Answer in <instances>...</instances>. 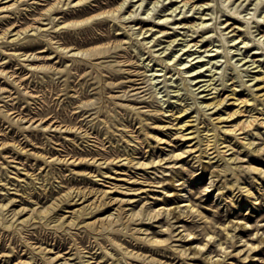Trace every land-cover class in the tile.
<instances>
[{
    "label": "rangeland",
    "instance_id": "obj_1",
    "mask_svg": "<svg viewBox=\"0 0 264 264\" xmlns=\"http://www.w3.org/2000/svg\"><path fill=\"white\" fill-rule=\"evenodd\" d=\"M55 1L19 0L17 4L20 8L15 10L13 8L17 4L9 9L2 6L8 4L10 0H0V15L10 12L6 19L0 20V31L11 26L18 19L21 21L14 23L10 30L17 24L25 26L33 23V25L41 26V31L28 30L20 37L14 38L15 29L5 38H0V70L4 69V73L0 74V142H7L4 146L0 145V187L7 198L15 197L12 207H32L37 200H39L38 205L50 204L52 196H58L59 191L63 192L67 186L74 184L95 188L99 192L105 189L107 193L102 200L110 202L94 212L92 211L95 205L94 196L85 201L83 198L78 199L77 203L75 199L69 203L60 202V205L47 215L20 223L13 232L0 229V247L4 244L2 250L16 247L20 251L14 260L17 261L18 258L25 260L32 256L33 252L24 255V241L28 238L35 241L40 239L46 240L44 245L55 247L46 255L48 256L59 249L55 243L64 238L67 246L62 250L65 251L70 248V244H73L72 251L76 252V257L72 262L76 264H93L95 260L102 264H116L113 262L114 259L123 257L122 250L126 248L148 254L151 253L150 249L156 250L158 254L155 253V255L162 256L173 264L182 262V264H188V262L264 264V241L256 250L253 249L250 252L252 256L247 260L242 258V253H237L242 246L247 248L258 235L262 234L264 237V173L252 167L264 168V123L255 121L253 128H250L252 132L248 134L226 130L230 120L236 116L240 117L239 120H249L258 116L264 121V110H262L264 79L261 77L264 70V54L260 53L264 49L252 48L247 51V47L235 48L236 42H240L244 37L249 42L247 46H254L259 40L257 38L262 36L264 27L258 29V23L253 22L252 17L256 14V18L264 20V16L261 17L264 15V6L256 5L260 0H253L252 3L250 0H236L235 4L234 0H195L200 3L207 2L200 11L206 6V12H208L206 17H212L208 24L212 26L217 24L220 26L219 30L223 28L226 32L224 36H227L230 42L223 45L219 32L210 31L205 39L199 42L204 44L201 48L204 51L193 53V56H188L192 50L185 54H183L185 50L178 51L183 44L181 43L183 39H177L167 50L162 47L167 46L169 41H163L162 44L152 48L154 54L149 56L151 54L149 47L154 41L144 44L149 37L147 40L142 37L152 31L139 35L141 24L117 16L109 15L108 22L103 26L108 28L111 34L100 39H96V35L102 32L96 23L99 18L77 21V16H65L68 23L61 26L63 17L57 19L64 15L63 11L67 10L69 5H63V9H49ZM242 1L243 4L239 6L241 11L239 16L250 17L249 25L241 21L235 22L231 18L227 20ZM139 2L130 9H124L125 14L128 15L131 10H135ZM147 2L150 0L143 1L144 6H141L136 14L150 17L159 11V15L167 16L172 11L170 9L165 13L161 11L163 7L161 1L157 9H153L155 8L153 1L146 5V8ZM164 2L165 6L172 5L171 0ZM180 3L183 4V1ZM181 8L182 13L169 16V19L173 21L185 14L197 17L201 14V12H195L196 9H191L189 3ZM100 10L102 9L93 13ZM149 12L150 14L147 15ZM155 15L151 18L157 21L158 17L156 18ZM194 21H189L188 24ZM198 21L201 20L198 19ZM229 24L232 25L229 26ZM151 25L148 24V26ZM169 25L175 26L172 23ZM234 26L242 29L232 30ZM156 28L159 26L156 25L154 29ZM166 28L168 31H174L173 28ZM175 28L184 33L188 29ZM191 31L188 32L191 33ZM38 32L41 38L50 43V47L43 43L29 49L28 54H20L24 51L21 45L37 38ZM238 33L239 38L231 41ZM50 34L53 35L52 38ZM210 34L216 36L212 37L214 43L211 46L210 42L205 43ZM177 36L185 37L182 34ZM191 38L192 36H188V39ZM87 39L90 41L87 42ZM164 39L171 38L164 37ZM108 41H114V44L120 43L117 48H112L111 56L89 58V53L83 50ZM63 42L77 44L82 50L73 54V51L67 50L68 47ZM214 45L216 46L213 47ZM217 45L220 47L222 56L213 57L217 51H207V48H216ZM228 48L232 49L229 54ZM173 53H176V56ZM200 53L201 56H199ZM245 55L247 57L242 58ZM253 57L259 58V61L252 64ZM210 59L211 62L206 63ZM247 59L250 61L243 64ZM148 62L150 66L146 67L145 64ZM84 63L86 64L84 72L87 71L89 75L81 78L77 72H80ZM257 63L262 64V67H253ZM167 64L170 68H167ZM157 68L159 70H156ZM161 68L164 70H160ZM213 70L214 72L211 73ZM255 73H258V77L252 78ZM138 77L144 80L142 87L132 89L131 80ZM210 77H215L214 81H217L215 84L219 88L224 87L221 84L223 79L227 81V86L220 91L219 96L217 91L208 93L210 86L205 90L203 88L206 85L200 86L207 81L199 82L200 79ZM234 88L237 89L235 96ZM10 92L12 96H9ZM226 95L228 97L224 106L209 108L206 114H202V111L196 107L195 101L200 105L203 102L205 105L206 102ZM237 97L240 99L249 97L251 100L244 104L245 111L242 114H236L226 120L224 116L227 112H233L236 109L234 99ZM184 107H188L187 111L180 112ZM172 108L174 109L166 110ZM17 111H22L26 117L18 120V116H15ZM44 114L54 115L74 127L55 128L50 124L53 119L27 120L30 116L38 117ZM219 116H222V119H218ZM186 120H189L183 131L186 136L178 137L176 132L183 130L180 126ZM79 125L83 128L78 127ZM207 133L211 137L214 136L213 142L223 135L225 142L221 144V149L211 152L218 147V141L216 146L206 151L205 135ZM229 143L231 145L227 146L224 154L220 150L226 148L224 145ZM18 144H21V147L24 146L23 150L20 151ZM152 146H155V156L171 149H191L187 153L189 156L184 157L172 170L167 171L166 175L169 179L154 183L160 185L156 188L151 186L152 183L149 185L150 181L159 179L156 174H152L153 168L139 169L125 159L117 158L113 163L107 161L102 165H99L100 160L94 163L92 159L88 161V164H77L78 161L73 164L70 163L71 159L67 162L59 160L51 162L52 157L59 153L63 156L66 151H76L79 152L78 154L85 155L88 150L92 151V154L125 153L124 156L130 154L141 158L143 154L145 157L149 154ZM24 150H27V153ZM38 151L47 156L51 154L53 156L46 161L42 155L33 154ZM100 171L101 174L97 175ZM163 175L165 174L160 177L163 178ZM130 197H134L133 203L120 199ZM146 200L155 211L161 206L172 210L170 217L173 214L176 216L179 213L182 214L179 218H171L175 230L173 237L169 240L172 241V247H163V249L151 247L147 241L139 239V236H144L145 233L134 229V227H148L151 235L159 238L166 237V233L159 231L161 226L167 228L168 224L167 217H163V214L159 221L150 220L144 223H131L126 220L127 217H124V207L137 206L138 203ZM89 201L93 203L91 202L92 204L87 207H81ZM189 202L194 204L193 209L186 206L185 203ZM119 210L121 213L118 212ZM109 212L120 213V219L109 225L107 222H101L102 220L98 221V218ZM20 215L21 218H27L29 213L22 212ZM61 216L67 218V221L71 220L73 225L69 226L66 221L61 226L60 220L56 221ZM235 222L246 225L237 228L238 233L243 235V239L232 244L226 232L228 224ZM124 225L127 227L122 229ZM256 226L260 227L258 233L255 232ZM190 231L192 233L187 234ZM181 235L186 236L181 238ZM208 239L210 241L204 244ZM115 241L122 243L121 247L116 246ZM246 241L248 244H245ZM220 242H223V245L219 244ZM104 246L109 251H113L114 255L107 256ZM175 246L189 248V251L190 249L193 251L196 246V249L200 247L201 250L194 255L195 257H192L191 253L189 258L180 259L178 252L172 249ZM227 252L230 254L226 255ZM92 253L94 257L89 263L86 259L90 258ZM129 260L134 264H144L133 259ZM15 261L12 264H15ZM40 261V255H36V259H31L30 264H43Z\"/></svg>",
    "mask_w": 264,
    "mask_h": 264
},
{
    "label": "bare ground",
    "instance_id": "obj_2",
    "mask_svg": "<svg viewBox=\"0 0 264 264\" xmlns=\"http://www.w3.org/2000/svg\"><path fill=\"white\" fill-rule=\"evenodd\" d=\"M126 1L127 0H56L49 9H63L62 8L63 5H69L66 8L67 10L63 11L64 15L60 16L57 19V20H59L61 17H63L61 22H60L61 26H65L68 23V21L65 19V16H73V17L77 16L78 17L77 21L78 20L79 21L80 20L81 21L93 20L95 18H99V20L96 23L99 26V28L102 29V32L99 35H96V39H100L102 37H108L111 34V32L108 30V28H105L103 26V24L108 22L109 15L114 16V17L115 16L121 17V18H123L125 20L128 19V21H136V23L141 24L139 26L140 27L139 35H141L144 32L148 33L149 31H152V33L147 34V35L142 37V38H144V40H147L148 37H149V40L147 42H144V44H149L150 42L154 41V42H152V44L149 47V51L151 52V54L149 56H152L154 54L153 51H152V48L154 46L162 44L163 41H169L168 43L166 42L167 46L165 45V46L162 47V49H166L167 50V48H169L171 45H174L173 43H175V41L177 39H183V42H181V43H183L182 46L181 47L178 46V47H180L178 49V51L185 50V52L183 54H185L189 50H192V52L188 53V56H193L192 55L193 53H196V52H199V51H201V53H202L204 50H201V48H202V46H204V44L202 45L199 42H202L210 31L217 32V33L219 32V35H221L220 40L223 41V45H225L226 42L229 41L227 39V36H224L226 32L224 31L223 28L221 30H219L220 26H218L217 24L215 26H212V25L208 24L209 20L212 19V17H206V14H208V12H206V9H207L206 6H204L203 10L200 11L202 9V6L205 3H207V2H205V3L201 2L200 3V2H196L195 0H171L170 3L172 5L171 6H169V5L165 6L164 5V3H165L164 1L165 0H150V2L153 1L154 5H155V8H153V9H157V7L160 5V1H161L162 2L161 4H163V7L160 9L161 11H164V13L168 9H170L172 11L170 13H168L167 16H165L166 14H164L163 16L159 15V11H158V12H156L157 13L156 15L153 14L150 17L149 16H147V17L144 16L143 17V16H139V14H136V11L139 10V8L141 6H144V4H143L144 0H129L127 2V4H125ZM131 1H133L132 4H130ZM138 1H140L138 7L135 8V10L134 9L131 10L130 14L126 15L124 9H130L131 6H136V3ZM181 1H183V4L180 3ZM235 1L236 0L233 1L234 4H235ZM243 1L240 2L239 5H237V10H235V12H231V14L227 18V20L231 18V19H234L235 22L236 21H241L243 23H247V25L250 24V20H249L250 17L246 18L244 16L243 17L239 16V13H241V11H239V6L241 4H243ZM250 1L252 3L253 0H250ZM18 2H19V0H10V2L8 4L3 5L2 7H7V8L10 9V7H12L13 5L17 4ZM150 2H147V4H145V6L148 5ZM188 3L190 5L191 9H196L195 12H201V14L198 17L194 16V15L185 14L181 18H175V20H173V21L169 19V16H176V15H179L180 13H182V8L181 7L182 6H186ZM260 4H262V6H264V0H260L259 3H256L257 7H259ZM15 6L16 7L13 8L15 10H18L20 8L18 4L15 5ZM146 8H147V6H146ZM178 8H180L179 11H178ZM98 9H102V10L93 13V11H96ZM143 11H144V9H143ZM231 11H232V9H231ZM149 14H150V12L147 15H149ZM9 15H10V12L6 13V14H3V15H0V20L6 19ZM154 15L156 16V18L158 17L157 21L155 19L151 18ZM255 15L256 14H254V16H252L253 17V22H257L258 23L257 24L258 29L263 28L264 27V20L256 18ZM263 16L264 15H262L261 17H263ZM196 18L200 19L201 21H198V19H196ZM53 20H55L54 17H53ZM192 20H195V21L191 22L190 24H188V22L192 21ZM19 21H21V20L18 19L14 23H17ZM221 22H224V21H221ZM14 23L11 24V26L14 25ZM170 23L174 24L175 26H170L169 25ZM115 24L117 25L118 22L116 21ZM148 24H152V25L148 26ZM156 25L159 26V28L154 29V27ZM231 25L232 24H229V26H231ZM11 26H7L6 28H4V29H2L0 31V38H5L6 36H8L7 34L10 31H13L15 29H16V31L14 33V35H15L14 38L20 37L23 33L27 32L28 30H39V31H41V26L33 25V23L26 24L25 26H21V24H17L13 29L10 30L9 28ZM17 26H21V28H16ZM166 27L173 28L174 31H168V29ZM175 27L188 28V29H187V32L184 33V31L182 32L181 30H177V28H175ZM237 28H238L237 31H240L242 29V28H239V26H234L232 28V30H236ZM45 29L49 30L48 28H45ZM190 30H192L191 33L188 32ZM39 33L40 32H38V34H37L38 35L37 38H35L32 41H27L26 44L23 43L21 45L22 48H24V51L22 53H20V54H28V52H29L28 50L29 49H31L34 46H37L39 44H43V43L48 44V47H50V43L48 41H46L44 38H41L39 36ZM195 33H197V34H195ZM179 34H182L185 37H183V38L180 37L179 38L177 36ZM213 35L214 34H210L208 36L207 40L205 41V43L206 42H210L209 43L210 46H211L212 43H214V40H213L214 38L212 39V37H216V36H213ZM52 36L53 35L50 34L51 38H52ZM188 36H192V38L188 39ZM239 36H240L239 33L235 37L232 36L233 38L231 39V41L232 40L236 41L237 38H239ZM262 36H264V29H263ZM262 36L257 38L259 40L257 42H255L254 46H250V45L247 46L249 42L246 41L245 37H244L240 42H236L237 45L235 44V46H236L235 48L236 49H241L242 47H247L248 48V49H246L247 51H249L252 48H262V49H264V38H262ZM164 37H167V38L170 37L171 39L165 40ZM199 37H201V38H199ZM87 40H88L87 42L90 41V39H87ZM111 42H112V44H110ZM63 43H65V45L68 47V49H67L68 51H73V54L79 53L82 50V48H80L77 44H73L71 42H63ZM176 43L178 44L180 42H176ZM240 43H243L244 45L240 46L239 45ZM118 46H120V43L114 44V41H108V42L103 43L101 45L91 46V47H89L87 49H83V50H85L86 52L89 53V58H98V57H102V56H111V54L113 52L112 48L113 47L117 48ZM215 46L216 45H214L213 47H215ZM213 47L207 48V51L216 50L217 52L213 55V57L222 56V53H221V51L219 49L220 48L219 45H217L216 48H213ZM205 51H206V49H205ZM230 51H232V49H229L228 54L230 53ZM201 53H200L199 56H201ZM260 53L264 54V51H261ZM31 54H32V52H31ZM173 55L176 56V53L175 54L173 53ZM247 55H245L242 58H246ZM171 59H172V56H171ZM258 59L259 58L253 57L252 64H254L255 62L259 61ZM169 61H170V59H169ZM199 61H203V60H199ZM248 61H250V60L247 59L243 64H246ZM208 62H211V59L208 60L206 63H208ZM167 63H169V62H167ZM214 63H213V66H214ZM145 65H146V67H148V66H150V63L148 62ZM257 66H261L262 67V64L260 65V63H257L253 67H257ZM168 67L170 68L169 64H167V68ZM153 69H154V67H153ZM85 70H86V64L84 63L81 66L80 72H77L78 76H81V78H86V76H88L89 74H88L87 71L84 72ZM156 70H159V69L157 68ZM160 70H164V69L161 68ZM210 70H212V69H210ZM178 71H179V69H178ZM184 72H186V71H184ZM213 72H214V70L211 73H213ZM3 73H4V69H1L0 70V74H3ZM262 73H263V75L261 77L264 79V70H262ZM164 74H166V73H164ZM156 75H162V74H156ZM202 75H205V74H202ZM256 77H258V73H255L252 78H256ZM214 78L215 77H210L208 79H200L199 82L202 81V80H207L205 83H203L200 86H203V85L205 86L206 85L205 88H203V90H205L208 86H210L208 88V90H209L208 93H212V92L217 91L218 92V96H219L220 95V91L227 86V81H224V79H223L221 84H223L224 87L219 88V86L215 84L217 81H214ZM131 81L133 82L132 83V85H133L132 89H138V88L142 87L141 84H142V82H144V80H141L140 77L134 78ZM84 93H86V91H84ZM208 93H206V94H208ZM233 94H234V96H235V94H237V89L236 88L233 89ZM9 96H12L11 92L9 93ZM227 97H228V95H226L225 97H219L216 100H213V101H210V102H206L205 105H203V102H201L202 104L200 105V104H198L195 101V103L197 104L196 107H198L197 109L202 111V114L203 113L206 114V113H208L206 111L209 108H213L215 106H224V104L226 103V98ZM234 100H235L234 101V105H236V109L233 112H227V115L224 116V118L226 117V120H228L229 118H232L236 114H242L245 111V108H243L244 104L250 102L251 99L249 97H246V98H243V99H240L239 97H237ZM173 109L174 108L166 109V110H173ZM187 109H188V107H184V108H182V110L180 112L187 111ZM262 110H264V108H262ZM85 112H87V111H85ZM85 112H83V114ZM88 115H91V114H88ZM15 116H18V120L26 117V115L23 114L22 111H20V112L17 111ZM239 118H240L239 116L238 117L236 116L234 119L230 120V123L226 127V130L227 131H234V132L238 131V133L245 132V134H248V132H252V130L250 128H253L252 126L255 125L254 124L255 121H258L257 123H259V122L260 123H264V121L261 120L258 116H255V117H253V118H251L249 120H239ZM46 119H48V120H52L53 119V121H50L51 122L50 124H51V126H55V128L65 127V128H69L70 129V128L74 127V125L67 124V123L63 122L61 119L57 118L54 115L47 116V115L44 114V115H39L38 117L30 116V117H28L27 120L28 121H30V120L43 121V120H46ZM218 119H222V116H219ZM188 122H189V120H186L185 123L180 126V129L181 130L183 129V130L179 131V132H176L178 137L186 136V134L183 131H184V129H186L185 126L187 125ZM78 127L83 128L82 125H79ZM241 130H243V131H241ZM85 131L88 132V130L86 128H85ZM205 137H206L205 138L206 151H209L211 148L216 146L217 142L219 141L218 147H216V149L211 151V152H215L217 149H221L220 148L221 144H223L225 142V140L223 138V135L220 136L221 138L219 140L216 139L214 142H213V140H214L213 137L214 136L211 137L207 133L205 135ZM159 140H162V138H159ZM168 142H170V141H168ZM176 143L174 145H176ZM6 144H7V142H5V141H1L0 142V145H2V146L6 145ZM249 144L251 145L252 142L249 143ZM230 145H231V143H229L227 145H224V147H226V148H224V149H222L220 151H222L225 154V152L227 150V146H230ZM19 148H20V151H21V150H23L24 146L21 147V144H20ZM154 150H155V146H152L151 147V151L149 152V154L146 157L143 154L141 158H136L135 156L130 155V154L124 156L125 153H123V154H115V155H112V154L105 155V154H102V153L92 154V151H89V150L85 152V155L78 154L79 152H76V151L75 152H71V151H66V150H65L66 153L63 154V156H61L60 153H59V155H57L55 157H52L53 154L47 156L46 154H43V152L39 153V151L37 153L33 152V154H37V156L39 154H40V156L42 155L45 158L46 161L48 160V158L52 157V161L51 162L56 161V160H59V161H62V162H67V161H69V159H71L70 163H73V164H75L76 161H78L77 164H88L89 163L88 161L90 159H92V162L94 161V163L96 161L100 160L99 165H102V163L107 162V161L109 163H113L114 160H116L117 158H119V160L125 159L132 166H134L136 168H139V169H144V168H148V167L153 168L152 169V174H156L157 177H159V179L150 181L149 185L152 183L151 186H154V188H156V186L158 187L160 185H156L154 183L155 182H164L165 180L169 179V177H167V175H166V174H168L167 171L168 170H172L177 165V163H179L184 157L189 156V154H187V153L191 149H188V148H184V149H180V150L171 149L170 151H164L163 153H160L158 156L154 155ZM24 151L26 152L27 150H24ZM224 154L222 155L223 157L225 156ZM252 167L254 169H257L260 173H264V168H261V167L259 168L257 166H252ZM100 174H101V171L97 175H100ZM102 174H103V172H102ZM162 174H165V175H163V178L160 177V176H162ZM1 189L2 188L0 187V229L10 230L11 232H13V229H16L17 226L20 223H26L32 218H36V217L42 218L43 216L47 215L49 212H51L52 209L57 208L60 205V202L62 203V202L67 201V203H69L71 200L75 199V203H77L78 199L83 198V200L85 201V200H89L91 197L94 196L93 200H95V205L92 208L93 209L96 208V210L92 209L93 212L99 210L102 205H105V204L110 202L109 200L108 201L102 200V198L105 195V193H107V190L103 189V190H101L99 192V190L97 191V189H95V188L87 187L85 185L81 186V185H75L74 184V185L67 186V188L63 192L59 191V195L58 196H55V197L52 196V202L50 204L38 205L39 200H37V202H35V204L32 207H27V206L12 207L13 206L12 202L15 200V197H11L10 196V197L7 198L6 195H4V192H2ZM16 189L18 190V188H16ZM248 190H250V187H248ZM250 192H252L254 194L253 191H250ZM29 198H30V196H29ZM120 199H121V201H123V200L129 201V203H133V201H134V197H130V198H127V199H125V198H120ZM91 202L93 203V201H89V203L84 204L81 207H85V206L87 207V206L92 204ZM185 204H186L187 207H189L191 209L194 208V204L193 203L189 202V203H185ZM185 204H182V205H185ZM20 205H21V203H20ZM116 209H118V207ZM173 210H174V208H173ZM22 212L29 213V216L27 218H21L20 214ZM118 212H120V210ZM120 213L114 214V212H109L108 214L98 218V221L102 220L101 222H107L108 225L111 224V223H115V222H117L120 219ZM123 213H125L124 217H127L126 220L130 221L131 223H144V222H148V221L150 222V220L159 221L161 215L163 214L164 215L163 217H165V216L167 217V223L168 224H167V228H163L161 226L159 231L163 232V233H166L167 234L166 237L159 238V237H156L154 235H151L148 232V229H149L148 227H145V228H143V227H137V228L134 227V229L136 231L145 233L144 236H139V239H142V241H147V243L151 247H154V248L156 247L157 249H163V247H172L173 246L172 241H169L173 237L174 231H175L173 229L174 224H172L171 218H173V217L179 218L182 214L179 213L177 216H176V214H173V216L170 217V215L172 214V210L165 209L164 206H161V207L158 208V210L155 211L154 208H152L151 205L148 204L147 200L144 201V202L138 203L137 206L133 205L130 208L124 207V212ZM64 218L65 217H62V216L58 217L56 219V221L60 220L59 224L61 226H63L64 223H66V221H67V218H65V219ZM67 222H68L69 226L73 225V223H71V220H69ZM242 225L245 226L246 224H241V223L239 224L237 222L232 223V224H228V231L226 232V236L229 239V241L232 242V244H236L237 242H240L243 239V235H240V233H238V231H237V228L241 227ZM107 226H106V228H108ZM126 227L127 226L124 225L122 227V229H125ZM259 230H260V227L256 226V231L255 232L258 233ZM191 233L192 232L190 231L187 234H191ZM208 234H210V233H208ZM185 236L186 235H181V238L185 237ZM63 240H65V239L61 238L60 240H58L55 243V246H57L59 248L55 253H53L55 255L50 254V255L46 256L49 252H52L54 250L53 248H55V247H53V246L49 247L48 245H44L46 240L44 241V240L37 239V241H35V240H30V238H28V239H26L24 241V244H23V246L25 247L24 248L25 249L24 255H26L27 253H30V252H33V254H32V256H29L28 259L23 260L21 258L20 259L18 258V259H16L17 261H15L14 258H15V256H18V253H19L20 249H16V247H11L10 250H2L3 249L2 246L4 245L3 244L0 247V264H5V263L12 264L13 261H15V264H30V260L34 259V258L36 259V255H40V258H41L40 262L43 263V264H76L75 262H72V260L75 259V257H76L75 256L76 252L72 251L73 248H74V245L70 244V248H67V249H65V251H63L62 249L66 248V246H67V241L66 240L63 241ZM59 241H61V242H59ZM209 241H210V239H208V241L205 242L204 244H207ZM262 241H264V237H262V234H260V235L257 236V238L254 241H252L250 243V245L247 246V248L242 246L240 249L237 250V253H240V254L242 253V255H243L242 258L244 260H247L249 257L252 256V254L250 252L253 249L256 250V248L260 246V243ZM115 244L118 247H121V245H122V243H120L118 241H115ZM219 244L223 245V242H220ZM245 244H248V241H246ZM158 247H162V248H158ZM21 249H22V247H21ZM104 249H105L104 252L107 254V256L108 255H110V256L114 255L113 251H109L106 246H104ZM172 249H174V250H176L178 252V256L180 257V259L189 258V255L191 253L193 254L192 257H195L194 255L197 252H200V250H201L200 247H198L196 249V246H195V248H193V251L191 249L189 251V248H179V246H175ZM150 250H151V253L148 254V253L143 252V251L139 252L138 250H133V249L129 250L128 248H126V249L122 250L123 257H116L113 262L116 263V264H134L131 260H129V259H133V260H136V261H140L141 263H144V264H173V263H169L168 259H163L162 256L155 255V253L158 254L157 253L158 251L152 250V249H150ZM85 251H88V250H85ZM224 251H226V250H224ZM79 252H81V251H79ZM88 252H90V251H88ZM229 254L230 253H228V252L226 253V255H229ZM81 256H85V255H81ZM93 257H94V253H92L90 255V258H88L86 260L90 263V262H92V261H90V259L93 258ZM3 258H4V261H3ZM93 264H102V263H99V261L95 260V262ZM188 264H194V263L188 262Z\"/></svg>",
    "mask_w": 264,
    "mask_h": 264
}]
</instances>
